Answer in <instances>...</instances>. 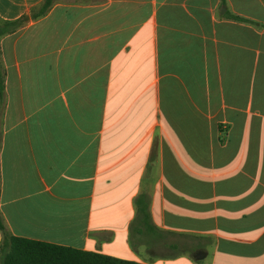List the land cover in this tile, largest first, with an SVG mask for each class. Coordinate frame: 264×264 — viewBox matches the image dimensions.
I'll use <instances>...</instances> for the list:
<instances>
[{
	"label": "crops",
	"instance_id": "1",
	"mask_svg": "<svg viewBox=\"0 0 264 264\" xmlns=\"http://www.w3.org/2000/svg\"><path fill=\"white\" fill-rule=\"evenodd\" d=\"M42 1L0 0V25ZM220 1L53 0L1 36L9 233L197 264L131 246L147 189L159 227L213 243L202 264H264V29L224 18L264 22V0Z\"/></svg>",
	"mask_w": 264,
	"mask_h": 264
},
{
	"label": "trees",
	"instance_id": "2",
	"mask_svg": "<svg viewBox=\"0 0 264 264\" xmlns=\"http://www.w3.org/2000/svg\"><path fill=\"white\" fill-rule=\"evenodd\" d=\"M226 6L227 0H221ZM53 4V0H43L34 7L30 15H23L16 20L4 21L0 25V38L11 32L30 18L36 19L45 15ZM224 18L251 24L258 29H264V22L255 21L228 11ZM4 93V73L0 61V98ZM221 142H223L221 140ZM159 143L155 141V152ZM152 192L143 189L135 198L136 216L130 225V243L133 248L144 246L150 259L164 257L173 258L187 255L197 264L202 260H195L193 255L204 249L206 243L201 235L177 233L159 227L153 220L151 211ZM0 231L3 240L0 251V264H148L136 260L124 259L96 251L84 250L66 245L29 239L9 233L0 216ZM176 235L182 238L174 239ZM158 249H177L175 253L158 252ZM139 251V250H138Z\"/></svg>",
	"mask_w": 264,
	"mask_h": 264
},
{
	"label": "rangeland",
	"instance_id": "3",
	"mask_svg": "<svg viewBox=\"0 0 264 264\" xmlns=\"http://www.w3.org/2000/svg\"><path fill=\"white\" fill-rule=\"evenodd\" d=\"M157 165V163H156ZM156 165H155V168H156ZM154 168V169H155ZM159 173V169L158 167L155 169V175H157ZM146 181L148 182L149 181V178L146 179ZM212 242L209 241L206 243L204 249H207V250H211L212 249ZM178 250L177 249H158V252L162 253V252H166V253H175L177 252ZM211 254H212V250L210 251L208 257H206L207 259H209L211 257Z\"/></svg>",
	"mask_w": 264,
	"mask_h": 264
},
{
	"label": "water",
	"instance_id": "4",
	"mask_svg": "<svg viewBox=\"0 0 264 264\" xmlns=\"http://www.w3.org/2000/svg\"><path fill=\"white\" fill-rule=\"evenodd\" d=\"M207 255H208L207 250H199L193 255V257L195 260H201V259L205 258Z\"/></svg>",
	"mask_w": 264,
	"mask_h": 264
}]
</instances>
